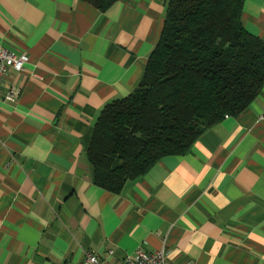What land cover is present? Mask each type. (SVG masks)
<instances>
[{"label": "crops", "instance_id": "1", "mask_svg": "<svg viewBox=\"0 0 264 264\" xmlns=\"http://www.w3.org/2000/svg\"><path fill=\"white\" fill-rule=\"evenodd\" d=\"M168 0H0V47L24 52L0 91V264H264V83L248 105L118 193L93 182L94 122L142 77ZM264 43V0H243Z\"/></svg>", "mask_w": 264, "mask_h": 264}, {"label": "trees", "instance_id": "2", "mask_svg": "<svg viewBox=\"0 0 264 264\" xmlns=\"http://www.w3.org/2000/svg\"><path fill=\"white\" fill-rule=\"evenodd\" d=\"M104 12L116 0H83ZM243 0H168L141 79L100 110L86 149L93 182L112 193L162 157L187 153L264 83V43L243 29Z\"/></svg>", "mask_w": 264, "mask_h": 264}, {"label": "built area", "instance_id": "3", "mask_svg": "<svg viewBox=\"0 0 264 264\" xmlns=\"http://www.w3.org/2000/svg\"><path fill=\"white\" fill-rule=\"evenodd\" d=\"M27 55L24 52H15L0 47V84L3 77L9 70L20 71L27 61ZM1 88V86H0ZM17 95L15 87L7 88L4 93L0 92V101H14ZM227 116V115H225ZM85 264H100L98 258L92 253L84 255ZM121 264H170L167 260L164 249L152 252L137 248L132 255L126 256ZM190 264V263H186Z\"/></svg>", "mask_w": 264, "mask_h": 264}, {"label": "rangeland", "instance_id": "4", "mask_svg": "<svg viewBox=\"0 0 264 264\" xmlns=\"http://www.w3.org/2000/svg\"><path fill=\"white\" fill-rule=\"evenodd\" d=\"M1 92V91H0ZM2 93V92H1Z\"/></svg>", "mask_w": 264, "mask_h": 264}]
</instances>
